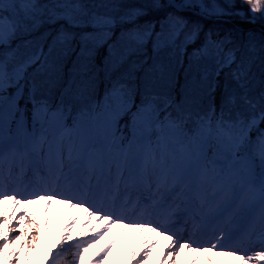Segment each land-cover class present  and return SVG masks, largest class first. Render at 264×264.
<instances>
[{"label": "snow or ice", "instance_id": "snow-or-ice-1", "mask_svg": "<svg viewBox=\"0 0 264 264\" xmlns=\"http://www.w3.org/2000/svg\"><path fill=\"white\" fill-rule=\"evenodd\" d=\"M236 19L264 0H0V264L57 200L87 219L46 264H105L116 224L134 264H264V30L207 26Z\"/></svg>", "mask_w": 264, "mask_h": 264}, {"label": "bare ground", "instance_id": "bare-ground-1", "mask_svg": "<svg viewBox=\"0 0 264 264\" xmlns=\"http://www.w3.org/2000/svg\"><path fill=\"white\" fill-rule=\"evenodd\" d=\"M54 204H56V201L53 202ZM1 207L3 208H11V204H6V205H2ZM39 212H40V216L41 218L39 219L40 222V226H42L43 224V216L42 214L44 213V202L41 204V206L39 207ZM20 213H17V216H19ZM77 212H72L70 209L68 210L66 208V206L62 207L61 209L55 211L53 213V215L48 219L49 221V227L51 228L52 232L49 234L50 236H53L52 238V243L50 245H47V243L45 242L44 239L41 240V243L39 244V248H38V256H37V260H36V264H46V262L44 261V257L45 254L47 253V247H51L52 244L55 243L56 239L58 236L61 235V232L65 226V224L67 222H69L70 217H77ZM79 216H82L81 214ZM82 218V222H85L87 217L84 216L81 217ZM106 223H108L107 221H105ZM12 223H15V221H13ZM27 223V221L25 222ZM99 226V225H97ZM105 226V224L103 225V227ZM102 227V228H103ZM100 228V229H99ZM96 227V231L98 232V230L100 231L102 228L101 227ZM132 230V232L138 233L139 230L135 229V228H123L121 224H116L112 227L111 231L104 237V239L96 246L95 249L92 250V252L89 253V259L93 258L95 256V254L97 252L102 251L103 249H105L113 240L114 238L117 236V234L125 232L127 230ZM81 230V227H80ZM92 230L89 229L87 231H85V236L83 238H87V234L90 233ZM10 236H15L18 235L16 232L10 233ZM149 235L147 232H144V237ZM74 236V234H73ZM42 237V234H41ZM48 237V235H47ZM154 237V234H153ZM107 238V239H106ZM138 243V242H137ZM137 243H134V239L133 238H127L126 242L124 243V245L119 247V252L120 255L117 257V264H134V262H132L130 260L131 257V251L134 247H136ZM167 243L166 239H161L160 245L157 247V249L155 250L156 255L154 256V261L151 260L149 262V264H158V259L162 254V250L164 249V245ZM12 247H15L16 249H19L21 247V245H13ZM140 249L142 250L144 248V241L142 244H139ZM25 252L28 253L27 248L25 249ZM115 256H113L112 254L107 258L105 264H111L112 259L116 258ZM219 261V258H217ZM226 260L224 261V264H227L228 262V258H225ZM32 260V259H31ZM202 260V264H203V258H201ZM31 264H34L33 262ZM220 264V262H219Z\"/></svg>", "mask_w": 264, "mask_h": 264}, {"label": "rangeland", "instance_id": "rangeland-1", "mask_svg": "<svg viewBox=\"0 0 264 264\" xmlns=\"http://www.w3.org/2000/svg\"><path fill=\"white\" fill-rule=\"evenodd\" d=\"M231 21H233V20H231ZM42 203L43 202H40L38 204H33V205L30 206L31 210L36 214L37 223H39V225H40L39 219L41 218L40 213H39V207L41 206ZM63 206L64 205H61L60 203L59 204H55V205H53V207L51 209H49V212H48V215L47 216H45L44 214H42V216H43V220H42L43 221V224H42V226H40V231H39V234H38L39 235V238H38V240L36 242L37 245H39L41 243V240L42 239L45 240V242L47 243V245H50L52 243L53 236H50L49 235L52 232V230L49 227V223L47 224V226H45V221L47 220L49 222L50 220L48 219V216L49 215H52L55 211L61 209ZM5 209H10V207L5 208ZM9 214H11V213H9ZM95 223L96 222H94V224ZM104 224H106V223L103 222V221L102 222H99L98 228L99 227L102 228ZM91 228H92V225H89V227L87 229H85L84 232L87 231V230H89V229H91ZM78 230H79V228L75 231V233ZM16 233L19 234V231H17ZM122 233L123 234L120 235L119 240L116 241V245L113 248L112 253H111L115 257L116 256L118 257L120 255L119 247L122 246V245H124V243L126 242V239L127 238H133L134 239V243H137L138 242L139 244H142L143 241H144V233H141L140 231L138 233H135L134 234L132 232V230L130 229V230H127V231L122 232ZM41 234H42V237H41ZM47 235H48V237H47ZM48 248H49V246L47 247V249ZM155 255H156V252L154 251L153 254H152V260L154 259V256ZM37 256H38V250L31 252V254L24 252L23 254H21V257H20L21 264H31L32 262L34 264H36ZM117 257L114 258V259H112L111 264H117ZM224 260H225L224 258H219L220 264H223V261Z\"/></svg>", "mask_w": 264, "mask_h": 264}, {"label": "trees", "instance_id": "trees-1", "mask_svg": "<svg viewBox=\"0 0 264 264\" xmlns=\"http://www.w3.org/2000/svg\"><path fill=\"white\" fill-rule=\"evenodd\" d=\"M237 24L241 25L243 27V29H237L236 24H230L228 22H226V23L225 22H212V21L207 22V26H209V27L218 28L221 30V32L231 31L235 35H241L243 33L250 31V30L259 33L260 31L257 30V26H262L259 22H257V26H252V25L250 26V24L243 23V22H238ZM262 27H264V26H262Z\"/></svg>", "mask_w": 264, "mask_h": 264}]
</instances>
